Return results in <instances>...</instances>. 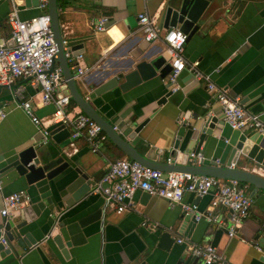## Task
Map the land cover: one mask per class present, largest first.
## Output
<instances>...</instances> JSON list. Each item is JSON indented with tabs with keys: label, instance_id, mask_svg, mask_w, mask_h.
<instances>
[{
	"label": "crops",
	"instance_id": "1",
	"mask_svg": "<svg viewBox=\"0 0 264 264\" xmlns=\"http://www.w3.org/2000/svg\"><path fill=\"white\" fill-rule=\"evenodd\" d=\"M38 2L15 0L18 18L26 21L40 15ZM166 2L167 0H58L62 39L67 41L66 47L71 53L72 50L79 53L73 57H80L76 62L77 66L87 69L81 78L76 79L77 70L68 62L76 79L77 90L84 98L98 87L97 82L105 78L107 73L109 75L105 81L114 78L118 83L123 82V76L130 73L135 64L147 54H152L153 57L164 54L169 59L161 41L151 44L144 42L137 24V15L145 12L162 26L159 13ZM209 2L201 30L185 43L183 57L186 63L197 61L199 70L210 75L216 86L226 89L231 97H239L244 109L258 115L264 122V0ZM11 9L9 1L0 0L1 36L9 34L7 16ZM100 17H106L108 24L105 31L95 32L89 26V21ZM165 83V80L161 81L156 77L125 93L113 88L91 103L111 125H123L125 128L130 122L141 123L147 119V124L137 138L128 141L147 159L166 164L177 141V153L184 149L194 152L200 145L198 149L204 159L219 160L225 165L230 155L227 138L232 130L222 122L220 107L213 95L206 90L205 84L183 71L177 78L176 86L170 88L171 95L166 103L157 106L158 101L167 93ZM2 87L0 108L6 116L0 119V154L9 150L21 151L30 146H41L40 132L18 106L22 101H29L39 119L48 118L54 107L41 105L40 86L32 79L18 80L11 89L5 85ZM16 89L19 90L18 98L15 97ZM68 111L73 114L81 112L72 101ZM207 118L216 119L215 130L212 136L199 144V130ZM128 127L132 128L133 125ZM190 133L193 139L188 142ZM121 135L124 136L125 132L121 131ZM178 137L180 138L177 140ZM60 147H64L61 153L65 161L80 169L95 183L101 179L109 162L128 159L108 138L97 154L91 153L82 139L69 138L61 146L50 143L42 148L60 151ZM240 160L244 162L242 156ZM173 162L175 163L174 160ZM231 167L253 168L242 164ZM15 178L12 174L0 178V210L6 196L22 190L27 191L32 203L37 200L35 191L28 190L22 185V180ZM241 184L247 186L245 193L250 196V187ZM183 201L195 205L203 217L218 214L222 225L208 223L203 218L189 233V225L184 224L181 219L184 213L180 207H170L165 199L144 197L143 192L138 191L133 197L136 205L134 211L117 214L108 209L102 220L82 230L84 242L70 246L67 257L48 238L52 235L48 231L49 226L42 227L44 221L39 220L24 229V232L29 231L38 241V246L21 257L0 261V264H175L178 256L187 254L185 245L177 243L179 239L201 246H211L214 243L215 252L227 264H264V256L253 246L258 244L264 248L262 200L251 199L249 215L236 228L234 237L228 235V212L225 209H213L211 195L199 198L186 193ZM103 207L102 197L91 194L74 207L71 213L84 211L81 216H85ZM68 213L70 214L69 211ZM144 221L154 223L157 229L162 228L171 233L174 243L169 251L155 247V234L158 230L143 227L141 224ZM218 229H221V233L215 239Z\"/></svg>",
	"mask_w": 264,
	"mask_h": 264
},
{
	"label": "water",
	"instance_id": "2",
	"mask_svg": "<svg viewBox=\"0 0 264 264\" xmlns=\"http://www.w3.org/2000/svg\"><path fill=\"white\" fill-rule=\"evenodd\" d=\"M209 4V0H167L159 13L162 27L165 29H178L186 35L185 43H187L195 33L201 30ZM47 14L50 18V27L57 49L56 62L65 80V84L60 88V93L57 96H70L71 101L80 111L94 121L108 140L129 160L162 173H181L236 180L250 187L251 192L248 196L250 199L259 198L264 203V136L248 134L244 130H232L227 138L230 155L225 165L219 160L204 159L198 149L200 145L194 152L184 149L177 153L179 147L177 141L173 145L169 159L170 163L162 164L147 159L139 154L129 142L137 138L148 120L146 119L141 123L130 122L128 125L132 124V128H129L128 125L125 128H123V125H111L96 111L91 102L113 88H118L122 93H125L134 86L156 77L161 81H166L171 72L169 59L164 54L155 57L152 54H147L135 64L130 73L123 76V82L118 83L114 78L105 81L109 75L107 73L105 78L97 82L98 87L84 98L77 90L76 79H74L73 72L69 68L65 57L66 53L70 58L78 56L79 53L74 52V50L71 53L68 48L66 51L63 50L58 18V0H48ZM165 85L167 93L158 101L157 106L165 104L167 98L171 95V85L167 81ZM7 87L12 88V86ZM2 88L0 86V90ZM215 124V118H207L203 122L199 130L200 135L197 138L199 144L212 136ZM192 129L193 127L191 133H193ZM121 131L125 132L124 136L121 135ZM47 132L48 142L46 145L30 146L21 151L9 150L0 154V178L12 174L14 178L16 177L15 180H22L23 186L28 190L35 191L37 194L35 202L30 201L28 206L14 211L9 217L0 218V261H9L11 257H21L27 251L38 246V241L32 237L29 231L24 232V229L30 223L39 220L44 221L42 227L49 226L48 231L52 235L48 238L61 254L67 257V249L70 246H77L84 242L82 230L90 224L102 220L104 214L108 211L103 207L85 216H81L84 211L76 214L71 213L74 207L84 202L91 195V188L95 185V182L80 169L65 161L63 153H61L64 151V147H60V151L43 150L42 147H47L50 143L61 146L64 141L69 139V132L62 126H51L47 129ZM191 133L188 142L193 139ZM192 154L193 157H191ZM199 156H201V160H198ZM240 156L244 158V162H241ZM239 164L253 168L234 169L231 167L239 166ZM253 169L255 170L253 171ZM22 191L27 193L26 190ZM143 196L150 197L146 192H143ZM181 219L184 224L189 225V233L191 228H195L198 224L195 215L184 214ZM39 230H41V226H39ZM157 230L155 247L169 251L170 246L174 243L173 236L162 228ZM220 233L221 229L216 230L215 239L219 237ZM187 238H189L188 235ZM1 240L5 241V245L1 243ZM213 246L214 243L211 244V247ZM140 264H145V262ZM175 264L203 263L199 258L187 253L178 256Z\"/></svg>",
	"mask_w": 264,
	"mask_h": 264
},
{
	"label": "built area",
	"instance_id": "3",
	"mask_svg": "<svg viewBox=\"0 0 264 264\" xmlns=\"http://www.w3.org/2000/svg\"><path fill=\"white\" fill-rule=\"evenodd\" d=\"M11 3V11L7 16L9 26L8 36L0 35V86H13L18 80L32 79L40 86V103L42 106L52 105L53 113L46 119L35 116L31 103L22 101L19 108L30 119L31 123L41 134V145L48 142L47 129L51 126H62L69 132L71 140H84L91 153H99L100 147L107 141L101 128L89 117L81 112L68 111L70 96L58 97L60 88L65 84L62 71L56 62V45L54 43L50 18L47 14L48 0H39V16L21 21L17 15L15 0H2ZM146 2L152 0H144ZM108 20L100 17L89 21V26L95 32L106 30ZM138 29L142 33L145 43L151 44L161 41L169 55L171 72L166 81L171 88L176 86L179 74L183 71L197 81L205 84L206 90L211 93L220 107L222 122L231 130L246 131L248 134L264 136V122L258 115L249 113L244 109L239 97H231L224 88L216 86L210 75L199 70L197 61L186 63L183 57L186 35L178 29H165L157 23L153 16L147 13L137 15ZM63 50L67 49V41L62 39ZM67 61L77 70L76 79L81 78L87 69L77 66L80 57L70 58L66 53ZM18 98L19 90L16 89ZM6 113L0 108V119ZM194 155L192 154L191 157ZM201 156L198 160H201ZM170 163V160H167ZM247 186L236 180H225L213 177L195 176L181 173H162L142 166L129 159H116L108 163L101 179L95 183L91 190L92 195H99L104 201V208L113 210L117 214L135 210L133 197L136 192H146L150 196L165 199L170 207L178 206L184 214L195 215L196 221L205 219L208 223L222 225L219 215L203 217L198 213L197 207L183 201L184 195L193 194L202 198L212 196L213 209H225L228 212L230 227L228 235L234 237L236 228L244 221L250 211L251 199L246 195ZM30 197L25 191L6 196L0 210L2 217L10 216L23 206L30 204ZM148 229H157L156 224L144 221L141 224ZM264 230V224L262 225ZM5 245V241L1 240ZM177 243L184 244L187 253L199 258L203 264H227L222 256L215 252L210 245L187 243L179 239ZM256 251L264 256V248L253 245Z\"/></svg>",
	"mask_w": 264,
	"mask_h": 264
}]
</instances>
